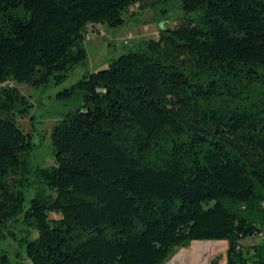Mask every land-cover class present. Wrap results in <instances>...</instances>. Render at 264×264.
<instances>
[{"label": "trees", "instance_id": "16d2710c", "mask_svg": "<svg viewBox=\"0 0 264 264\" xmlns=\"http://www.w3.org/2000/svg\"><path fill=\"white\" fill-rule=\"evenodd\" d=\"M148 1L0 0V226L22 210L33 149L14 83L65 81L89 24L121 26ZM182 6L147 49L60 93L83 103L52 131L56 164L39 174L54 193L27 209L29 264H164L198 239L228 240L227 264H264V0Z\"/></svg>", "mask_w": 264, "mask_h": 264}, {"label": "rangeland", "instance_id": "374dc122", "mask_svg": "<svg viewBox=\"0 0 264 264\" xmlns=\"http://www.w3.org/2000/svg\"><path fill=\"white\" fill-rule=\"evenodd\" d=\"M184 16H187V13L183 9L182 0H150L144 6L136 3L131 6L126 14V22L121 26L88 25L85 36L88 58L84 63L74 66L65 81L61 83L52 81L44 87L14 83L33 104L27 115L18 117L19 125L32 136L33 149L28 155L30 171L23 179V183L18 186L24 195L22 210L0 226V251H6L10 255L12 264H29L26 244L28 240L38 236L33 220L27 216L32 199L39 195L53 196L54 193L39 174L42 167L56 164L52 131L67 112L83 103L82 92L70 98H63L59 96L60 93L75 85L87 71L107 68L110 62L121 54L147 49L148 41L157 38L161 28L174 27ZM193 16L199 18V13ZM51 217L59 215L51 213ZM260 238L256 236L243 239L242 245L244 248H250L253 243L260 241ZM219 241L224 245L218 246L212 241L214 254L210 264H227L229 242ZM191 245L192 243L178 248L167 262L183 248H189ZM167 262L164 264H168Z\"/></svg>", "mask_w": 264, "mask_h": 264}, {"label": "bare ground", "instance_id": "6f19581e", "mask_svg": "<svg viewBox=\"0 0 264 264\" xmlns=\"http://www.w3.org/2000/svg\"><path fill=\"white\" fill-rule=\"evenodd\" d=\"M214 254V242L196 240L189 248H183L168 264H210Z\"/></svg>", "mask_w": 264, "mask_h": 264}, {"label": "water", "instance_id": "95a60500", "mask_svg": "<svg viewBox=\"0 0 264 264\" xmlns=\"http://www.w3.org/2000/svg\"><path fill=\"white\" fill-rule=\"evenodd\" d=\"M198 240H202V241L205 240V241H207V239H198ZM210 240H211V241H219L218 239H210ZM194 241H196V240H193L192 242H194ZM192 242H191V243H192Z\"/></svg>", "mask_w": 264, "mask_h": 264}]
</instances>
